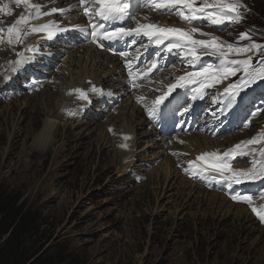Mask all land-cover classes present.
Instances as JSON below:
<instances>
[{
    "label": "rangeland",
    "instance_id": "rangeland-1",
    "mask_svg": "<svg viewBox=\"0 0 264 264\" xmlns=\"http://www.w3.org/2000/svg\"><path fill=\"white\" fill-rule=\"evenodd\" d=\"M9 1L0 0V5ZM57 1L41 0L39 3L35 0V3L41 4L42 10L47 12ZM242 2L251 9L245 16V28L264 31V20L259 15L260 11L264 13V0ZM13 5L9 7L15 12L14 16L0 13V28L5 29V40L7 27L20 15ZM241 12L245 14L242 9ZM193 23L196 25V21ZM224 26L208 23V30L222 31ZM241 30L237 24L223 36L224 40L219 38L235 44L243 33ZM35 37L30 34L22 44L12 46L13 56L7 60L6 69L8 43H0V83L9 73L13 89H16L13 97L10 93L4 96V90H0V193L19 195L20 203L38 215L39 232L37 236L26 238V247H32L33 251L42 249L38 257L44 253H64L67 260L63 264H264V232L261 230L264 221L258 225L252 217L257 214L251 207L233 204L232 198L227 199L220 192L198 185L200 194H191L190 189H177L182 178L177 181V188L171 189L167 184L158 186L156 180L164 177L167 170L159 167L163 158H153L158 154L156 150H143L132 169L123 170L122 165L127 163L120 160L122 146L115 138L121 127L119 124H123L122 115L127 113L124 111L127 104L130 108L134 106L129 98L111 108L95 105V114L102 116L76 121L75 124L81 123L84 130L61 127L58 133L62 137L56 144L44 147L34 143L45 121L58 111L57 104L62 99L58 93L47 104L48 99L39 91L44 86H53L58 92V86L69 81V55L74 50L70 49L69 55L65 53L67 56L56 70L60 80L19 77L21 69L13 74L10 67L17 53L25 52L23 48L29 44L28 40L33 42ZM36 61L38 63H30L29 67L37 68L45 63L41 57ZM29 67L25 71L30 70ZM92 76L87 74L84 80ZM129 101L131 103H127ZM123 104L126 105L122 107ZM61 120L58 118L62 124L66 123ZM74 122L68 123L73 125ZM262 122L264 117L249 132H254ZM95 126L98 127L96 132ZM104 131L112 133L106 148L102 142ZM144 131L153 132L148 123ZM98 136L101 142L97 144L93 140ZM224 139L219 142L224 143ZM155 140L164 144L165 150L174 146L166 148L168 142ZM140 149L146 150L147 144L142 143ZM150 176L155 182L147 181ZM175 176L174 173L172 178ZM205 191L219 197L213 198ZM222 197L230 204L245 207L257 226L246 217L234 220L236 210H231ZM224 213L226 216H222Z\"/></svg>",
    "mask_w": 264,
    "mask_h": 264
},
{
    "label": "snow or ice",
    "instance_id": "snow-or-ice-1",
    "mask_svg": "<svg viewBox=\"0 0 264 264\" xmlns=\"http://www.w3.org/2000/svg\"><path fill=\"white\" fill-rule=\"evenodd\" d=\"M16 6L24 5L25 13L21 14L19 18L6 29L0 28V43L7 42L9 45L15 46L22 44L24 39L33 33H45L48 38L57 32H67L68 27L60 26L55 23L44 24L41 26L33 25V20H39L43 16L53 15L59 13L66 14L65 9L52 8L45 12L42 10L43 6L39 3H33L32 0H14ZM78 6L83 8V15L89 18V25L91 31L88 32L86 28L77 26L74 30L90 35L92 42L98 44L99 47H104L102 41L110 43L119 42L128 38H146L149 42L156 46H163L168 53L176 50L182 53L189 68L194 67L201 61L204 55L217 56L219 64L217 66L205 65L200 67L197 71H187L185 75L176 77L175 82L170 83L166 88L160 89V94L151 102L148 107L149 115L155 118L161 111V106L165 109L171 104V99H176L173 93L178 96L177 89L190 91L192 93L190 99L195 101L197 99L203 100L208 94V89L216 88V86L225 80H231L236 77L238 79L228 83L223 90H217L211 97L212 103L223 104L225 108L231 107L237 103L238 98L241 97V92L249 87L264 82V44L257 43L252 40L250 32L240 33L238 41L247 40L248 44L240 45L221 41L219 37L212 36L211 33L201 32L199 27H192L190 31L174 28L164 27L158 24H143L139 21L135 22V26L125 27L117 26L109 28L104 22H123L126 18H131L134 13L130 12V0H79ZM143 6L161 13H171L180 17L189 24L200 20L211 25L220 26L225 23L234 24L243 20L241 9L247 10L246 5L242 0H143ZM0 13L5 15L14 14L8 4L0 5ZM195 33L201 36H207L209 39H195ZM27 51H34L33 48H27ZM121 57H127L128 53L120 52ZM18 59L12 62L14 67L12 72H17L29 63V59L23 53H17ZM244 57L242 59H232L230 57ZM259 57L256 64H253V59ZM129 64V76L132 78V86L136 87L138 79H147L148 75L141 69V75L137 76L132 69L131 62ZM150 73L158 67V60L152 59L150 63L145 66ZM5 80L9 77L5 76ZM91 83V82H89ZM81 99L87 100L88 93L82 89L74 90ZM92 92L97 95H103V90L93 86ZM143 99V98H141ZM168 102L167 104L165 102ZM90 102V101H89ZM181 117L191 112V107L188 103H184L182 108L177 109ZM223 110V109H222ZM73 114V113H69ZM252 115H256L253 113ZM248 126L251 121L248 120ZM129 139V137H125ZM264 144V131L258 133L257 136L252 137L247 141L237 144L233 149L219 153H203L197 157L199 161L209 160L207 167L199 165L196 161L189 163V168L194 173L201 175L214 172L215 175L211 177L220 183L232 185H240L249 182L264 181V150L259 151V159L256 156L252 157V166L248 169L234 170L230 163L232 157L237 149L242 146ZM127 147V145H122ZM234 200L243 201L252 204L253 197L248 196H233ZM264 198V194H262ZM253 212L257 214L261 221H264V209H257L253 207Z\"/></svg>",
    "mask_w": 264,
    "mask_h": 264
},
{
    "label": "bare ground",
    "instance_id": "bare-ground-1",
    "mask_svg": "<svg viewBox=\"0 0 264 264\" xmlns=\"http://www.w3.org/2000/svg\"><path fill=\"white\" fill-rule=\"evenodd\" d=\"M12 1H14V0H10L9 2H7L8 5L11 3L13 4ZM69 1L70 0H58L57 4L54 5L52 8H57V9L63 8L64 9L65 8L64 4L66 2H69ZM32 2L35 3V0H32ZM49 3H48V5H49ZM15 7H17V9L19 10L20 15L25 13L24 5H20V6L13 5V9ZM45 18L42 17V19H39L37 21H43V20H45ZM169 20L173 21L172 17H169ZM33 21L31 23H33ZM104 23H106V22H104ZM114 25H116V24H114ZM106 26L108 27L107 24H106ZM178 27H179V29L187 30V28L182 23H178ZM195 39H208V38L202 36V37H198ZM111 44L112 43H110L108 41H104L103 42L104 47H100L98 49V51H95L92 47H82V46L76 47V49L69 55V66H68L69 81H67V82L65 81L63 83L60 82L61 84H60V86H58L59 87L58 92L52 88L53 86H51V87L45 86L43 88V90L39 91L40 94H43V97H45V99H48L46 101L47 104L49 103V99L51 98V100L53 101L54 96H56L58 93L62 95V99L57 104L58 111L57 112L55 111L54 114L45 121V123L42 127V130L37 135L34 143H36L37 145H44V147H46L47 144L52 145V144L58 143L57 140H59V138L62 137L58 133L59 129L61 127H63L65 130H67L68 128H80V130H84L81 123L75 124L76 121H80V120L83 121V118H84L82 116L83 113H85V116H87V117L97 119L98 115L95 114V112L91 113V109H92L91 101L99 98L101 95H97V94L92 92L93 86H95V88L101 89V90H103V88H109V89L103 90V92H105L106 95L113 96V97L114 96L121 97L122 94H120V93H121L122 87H123V90H126L125 83H124V81L126 80V73H125L124 66H122L118 62V60L113 59L111 56H109L106 53L107 48ZM7 45H8L9 50L7 51V55H6V61H5L6 67H5V69L8 67L7 60L13 56V49H12L13 45H9V44H7ZM50 46H52V45H50ZM30 58H32V57H30ZM41 58L45 59L44 65L37 66V68H39V69L29 67L30 70H28V71H30V72H34L37 70L43 71L44 70L43 67L45 65H48V66L52 65V63L48 60V58H47V60L43 56ZM231 58L242 59L244 57L232 56ZM30 63H31V61H30ZM109 67L111 69L107 70ZM90 69H91V71H90ZM46 70H48V69H46ZM21 73L23 74L24 71ZM48 74H51V77L53 78L54 81L60 80L58 75L53 74V73H48ZM87 74L88 75L92 74L93 76L87 77L84 80V78ZM5 76H7L9 78L7 80L4 79L0 83V90H4V91L6 90V91H8L7 94H9L10 91L13 89L12 82L10 81L11 75H9V73H6ZM114 77H116L115 80H113ZM89 82H91V83H89ZM227 84H228V82H224L223 84H221L217 87L220 88V90L222 91L223 88ZM75 89H82L85 92H87L89 94L88 95L89 99L88 100L81 99L78 96V94L74 91ZM0 92H2V91H0ZM36 93L37 92H33V94H36ZM124 102H126V101H124ZM95 103H99V101H95L93 104H95ZM127 103H131V102L129 101ZM47 104H45V106ZM85 104H87L86 107H85ZM119 104H121V103H119ZM126 104H123L122 107H124ZM32 105H33V103H32ZM115 105H118V104H115ZM129 105L130 104H127V108L124 110L127 113L122 115L123 124H119V125H121V127H118L119 133L116 132L118 136L115 138L116 142L119 145H121V146L127 145V147H122V151H121L122 153H121V159L120 160H121V162L124 161L125 163H127L126 166L122 165L123 170L128 171L129 169H132V167L137 163L136 162L137 159H139L137 157L139 155V153H143L144 151L150 152V151L156 150V151H158L157 152L158 154L153 155V158H163V162L159 165V167L162 169H166L167 172H166L164 177L161 176L160 178H158L156 180L153 178V176H150L147 179V181L148 182L149 181L155 182V180H156V182L158 183V186H162L163 184H165V185L167 184V187L170 186L171 189H173L176 186L177 181H179L182 178L179 187L177 188V186H176V188L177 189H184V190L190 189L191 194H196V193L200 194V192H199L200 188L197 185H195L193 182L188 180L189 178L187 179L186 177L182 176L183 172L180 170V168L182 166V162L184 160H186V158H184L183 156L188 155L192 161H196L197 164L205 166V165L209 164L207 162V160H205V161L197 160V157L201 156V154L213 153L214 151H218L217 148L230 147L231 145H233L234 143H236L238 141V138H243L246 135L252 136V134L256 132V130L254 132H248L244 136H238L237 134H234V135L224 139L225 144L219 142V140H210V139L203 137V136H200L198 134H191L190 136L186 137L185 142L188 144L187 146L178 147L177 145H174L173 147H170V148L168 147L165 150L164 144H161L159 141L155 140L153 132H151V131L145 132L144 131L147 127V123L144 119L142 111L138 107H136L135 105L134 106L132 105L133 108H130ZM25 106H26V104H25ZM49 106H50V104H49ZM70 112L73 114H69ZM35 113H36V111H35ZM58 118L62 119L66 123L62 124L60 121H58ZM261 119H259L258 122ZM26 120H28V119L26 118ZM73 120H75L73 125L68 123V122H71ZM258 122H257V124H258ZM34 126H36V124ZM94 129H95L94 132H96L98 127L95 126ZM87 130H89V129H86V131ZM84 134L85 133H83L81 137H84ZM111 134L112 133H105V131H104L105 137H103L102 142L105 145L104 146L105 148L110 143L109 141L111 140ZM91 135H94V134L91 133ZM125 137H129V139H125ZM68 138H69V136H68ZM77 138H78V136H77ZM100 138H101L100 136L95 137L93 142H95L97 144L100 143L101 142V141H99ZM142 143L147 144L146 150L140 149ZM145 147H146V145H145ZM35 148H36V146H35ZM260 148H261V145L255 144L253 152H255V153L258 152ZM114 152H113V154H114ZM167 152H169L170 154L179 152L180 154H182V157H180V156L174 157L171 155L169 156V155H167ZM116 158L119 159V155H117ZM141 160H143V159H141ZM247 162L250 163V159ZM246 168H249V167L246 166ZM135 171H137V170L136 169L133 170V172H135ZM174 173L176 174V176L174 178H172ZM121 176H122V174L119 172V177H121ZM130 182H133V180L130 179ZM143 183H144V181L141 184L144 185ZM206 194H208L209 196H212L213 198L219 197L218 194H211L208 192H206ZM221 199L223 200V202L228 204V206L231 210H233V211L236 210V212L234 213L236 216L234 220H236V218H238V220H241V219L246 217L249 219V221H252L257 226L254 219L250 216V214L248 213V211L246 210L245 207L235 206L233 204H230L223 197ZM229 213L231 214L233 212H229ZM226 214L227 213H224L222 216H226ZM261 230H262V232H264L263 228ZM238 231H241V229Z\"/></svg>",
    "mask_w": 264,
    "mask_h": 264
},
{
    "label": "trees",
    "instance_id": "trees-1",
    "mask_svg": "<svg viewBox=\"0 0 264 264\" xmlns=\"http://www.w3.org/2000/svg\"><path fill=\"white\" fill-rule=\"evenodd\" d=\"M259 13L264 20V13ZM254 31L264 37V33ZM20 200L17 194L0 193V264H63L67 260L64 253H44L38 257L42 249L33 251L26 247V238L39 232L38 215L26 209Z\"/></svg>",
    "mask_w": 264,
    "mask_h": 264
},
{
    "label": "clouds",
    "instance_id": "clouds-1",
    "mask_svg": "<svg viewBox=\"0 0 264 264\" xmlns=\"http://www.w3.org/2000/svg\"><path fill=\"white\" fill-rule=\"evenodd\" d=\"M249 7V6H248ZM249 9H250V7H249ZM251 12V9H250V11H249V13ZM136 14L137 15H134L133 16V18L132 19H136L137 17H140V16H142V17H144V18H146V19H148L149 21H153V22H162V21H164V20H167V18L168 17H170V15H168V14H161L160 12H158V11H155V10H152V9H150V8H148V7H144L143 5L141 6V8L140 9H138L137 10V12H136ZM160 19V20H159ZM240 24H239V26L243 29V30H241V32H243V33H245V32H247V30H256V29H253L252 27H246L245 28V19H244V21H240L239 22ZM233 28L234 27H229V29L228 30H223V31H220V30H218V31H216V30H208L207 28H204V30L206 31V32H209V33H214V34H216V35H218V37H220V38H222V39H224V35L225 34H227L228 32H230L231 30H233ZM245 29V30H244ZM258 31V30H257ZM261 33H264V31H260ZM253 41H255V42H257V43H261V44H264V37L263 36H260V35H258L257 34V37L255 38V39H252ZM243 41V40H242ZM235 42V44L237 43V42H239V44L240 45H246V44H248V41L246 40V41H244V42H242L241 43V41H238V38L234 41ZM82 47H88V46H82ZM113 58V57H112ZM113 59H115V58H113ZM116 60V59H115ZM184 75H185V73H184ZM232 81H234V79L232 80ZM232 81H230V82H232ZM230 82H228V83H230ZM264 112V111H263ZM262 112V113H263ZM263 115L264 114H262V116L261 117H263ZM256 122H258V121H256ZM248 131H250V130H246L245 132L246 133H248ZM245 133V134H246ZM254 134V133H253ZM252 134V135H253ZM199 135V134H198ZM190 136V135H189ZM204 137V136H203ZM245 137H248V138H250L251 136H248V135H246ZM245 137H243V138H240V139H244ZM207 138V137H206ZM209 139V138H208ZM185 140L186 139H184L183 141L185 142ZM161 142H162V140H161ZM164 142L166 143V142H168V144L167 145H171V146H173V145H177L178 147H180L181 145H179V144H175V143H171V141L170 140H164ZM163 143V142H162ZM186 143V142H185ZM188 145V144H187ZM186 145V146H187ZM185 147V146H184ZM183 176V175H182ZM184 177H186V176H184ZM195 184L196 185H198V186H200V187H203L204 189H205V185H203V184H198L197 182H195ZM208 190V189H207ZM210 191V190H209ZM237 205V204H236ZM253 217V216H252Z\"/></svg>",
    "mask_w": 264,
    "mask_h": 264
}]
</instances>
